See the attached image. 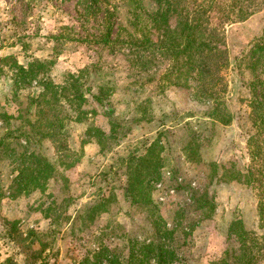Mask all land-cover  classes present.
<instances>
[{"label":"rangeland","instance_id":"1","mask_svg":"<svg viewBox=\"0 0 264 264\" xmlns=\"http://www.w3.org/2000/svg\"><path fill=\"white\" fill-rule=\"evenodd\" d=\"M89 4L0 0V264H135L150 243L212 264L238 220L264 264V7L207 12L189 57L151 1ZM214 47L217 101L197 67Z\"/></svg>","mask_w":264,"mask_h":264},{"label":"trees","instance_id":"2","mask_svg":"<svg viewBox=\"0 0 264 264\" xmlns=\"http://www.w3.org/2000/svg\"><path fill=\"white\" fill-rule=\"evenodd\" d=\"M105 1L106 0H91V4L87 6V11L90 12V14L100 12V3ZM149 1L154 5V8L151 9V14L149 10L140 11V14L144 12V15L150 18V22H152L153 26L157 28L164 27L168 33L172 31V33L176 35V42H178L174 45V49H177L179 54H187L189 57H191L193 51L201 55L202 52L198 51V49L201 46L205 47L203 43H194L193 38L197 32H200L204 28L203 16L207 14V12L214 10L215 14L223 18V22L235 23L247 19L254 13L262 11L264 7V0H233L231 5H225L224 3L219 4L221 0H207V9L205 7L206 5L197 4L195 0L191 8H189L190 0ZM191 2H193V0H191ZM173 16L175 17V24L172 27L169 24V20ZM263 50L264 48L256 46L250 51L249 59L253 61L254 67L261 60ZM223 54L224 50L218 47L211 48V55L206 58H201L199 64L197 63L199 78L206 76L209 83V87H207V91L204 94L210 96L215 101L218 100L217 95L221 93V90L216 88V84L212 82V79L215 77L218 81L223 79L217 73L220 68L218 62L222 59ZM254 58L256 59L254 60ZM260 98L262 100H259V97H254L255 104L253 108L256 118L264 115V93L260 95ZM95 100L103 105V101L100 97H96ZM245 235H247V233L243 230L241 221L232 222L228 228V241H231V243L233 242V244L231 245V243H229L223 257L212 264H250L247 261L245 262L244 258L245 252H247V249L244 247V242L246 241L244 239ZM140 254H142L144 261L140 260L138 261L139 263L135 262V264L146 262L145 259H149L150 255H153L154 264H169L173 259V254L168 249H164L163 246L154 247L152 243L143 248ZM249 255H251V253H248L247 256L249 257ZM109 264L120 263L113 260L109 261Z\"/></svg>","mask_w":264,"mask_h":264}]
</instances>
